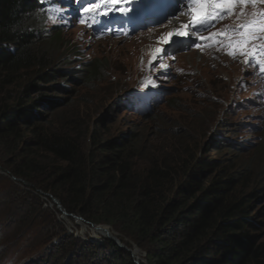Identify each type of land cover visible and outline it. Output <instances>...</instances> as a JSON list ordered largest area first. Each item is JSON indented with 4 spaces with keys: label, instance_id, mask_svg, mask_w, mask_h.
I'll list each match as a JSON object with an SVG mask.
<instances>
[{
    "label": "trees",
    "instance_id": "trees-1",
    "mask_svg": "<svg viewBox=\"0 0 264 264\" xmlns=\"http://www.w3.org/2000/svg\"><path fill=\"white\" fill-rule=\"evenodd\" d=\"M48 5L0 0V143L18 160L11 172L87 221L125 234L149 264H264V136L249 153L222 139L211 150L227 156L209 158L204 147L176 162L159 160L132 132L101 139V117L88 149L81 137L54 131L55 112L82 99L79 89L100 82L107 65L94 59L76 67L62 28L45 25ZM73 238L54 246L55 264L68 257ZM83 245L104 253L103 264H135L109 239Z\"/></svg>",
    "mask_w": 264,
    "mask_h": 264
},
{
    "label": "rangeland",
    "instance_id": "rangeland-1",
    "mask_svg": "<svg viewBox=\"0 0 264 264\" xmlns=\"http://www.w3.org/2000/svg\"><path fill=\"white\" fill-rule=\"evenodd\" d=\"M43 1L50 6L45 25L62 28V39L68 40L66 46L71 47L68 54L78 61L76 67L94 59L107 65L100 82L79 89L82 99L76 96L77 102L71 107L55 112V120L48 123L54 131L81 137V144L88 149L93 125L104 119L101 139L132 132L141 138L140 143L146 144V151L158 152L155 157L159 160L169 156L176 162L204 153V147L209 150V158L227 156L224 148L211 150L217 140L237 142L245 147L243 153H249L250 147L262 141L264 73L251 63L246 64L239 55L229 56L224 41L203 44V50L186 51L181 46L173 55L157 53L146 44L152 29L126 39L112 37L108 31L107 37L97 38L92 32L93 12L81 9L79 15L93 24L88 29L85 23L82 26L77 19L75 22L77 12L71 14L72 0ZM247 7L245 15L234 14L229 23L235 24L239 18L245 21L264 4ZM181 16L184 14L167 23ZM221 38L211 41H222ZM161 63L167 68L161 69ZM17 161L0 143V264H55L54 246L68 237H74V248L57 263L103 264L104 253L91 252L83 242L103 244L108 231L117 240L111 241L125 246L122 250L130 252L135 264H149L146 251L125 234L109 224L94 223L101 228L94 227L79 213L66 209L56 195L14 175L9 165L14 166ZM147 162L143 156L138 159L142 167ZM260 217L264 222L263 211ZM259 235L264 241V228Z\"/></svg>",
    "mask_w": 264,
    "mask_h": 264
},
{
    "label": "snow or ice",
    "instance_id": "snow-or-ice-1",
    "mask_svg": "<svg viewBox=\"0 0 264 264\" xmlns=\"http://www.w3.org/2000/svg\"><path fill=\"white\" fill-rule=\"evenodd\" d=\"M122 2V0H105V3H110L113 7ZM264 4V0H191L188 5L191 14V26L195 28L196 25L201 26V30L208 31L212 21L221 19L224 14L229 16L235 13L237 8L241 9L238 16H243V9L249 4L255 8L257 3ZM103 7L102 4H95L90 8H86V12H94ZM121 12L126 11L125 8L119 9ZM105 14H107L105 12ZM252 19L250 21L240 23L233 30V34L228 32L217 31L211 33L209 36H195L193 41L197 49L203 50V44L196 41H211L216 40L218 37H223L227 41L226 46L231 49L228 55L235 58L237 55L245 57V63L254 62L259 67V71L264 73V10L259 12H252ZM189 24L182 25L183 29H188ZM188 31L168 32L163 39V43H169L172 37H188ZM223 41L217 40V43ZM192 45H189L191 47ZM157 53L165 52L166 49H157ZM157 59L156 56L153 57ZM161 69H166L167 65L161 63Z\"/></svg>",
    "mask_w": 264,
    "mask_h": 264
},
{
    "label": "bare ground",
    "instance_id": "bare-ground-1",
    "mask_svg": "<svg viewBox=\"0 0 264 264\" xmlns=\"http://www.w3.org/2000/svg\"><path fill=\"white\" fill-rule=\"evenodd\" d=\"M162 1H166L167 3H169L170 4V10H174L175 12L176 11H181V9L189 10V7L186 5L184 0H162ZM173 2H174V4H173V6H171V4ZM79 3L80 2H78L75 5V7H77ZM87 4L90 7H92V5L90 3H87ZM131 5H133V8H130L127 5H124L123 8H125L126 11L120 12V13H121V15L125 14L126 16L121 19L120 15L117 14V16L115 17V19L113 20L112 23H114V25H117V26L120 25L121 23L123 25V22H125V20H127L128 18H132L131 22L134 23L135 25L134 26H132L131 24H128L127 26L120 25L117 35H115L113 33H109L112 37H117V38H120V39H126L127 37L134 36L136 33H139L141 30H144L146 28L147 29H152V31H151L152 34L147 37V42H146V44L148 43L147 46L150 44L152 46V50L153 51H156L157 49H164L163 47H165V46H166L165 48L171 47V48L168 49V51H170L171 55H173L176 52V50L183 45V42H184L183 39L184 38L186 40V44L188 42L190 44H193V41L195 40V36L196 35L207 37V36H209L212 33V30H210V28H209L208 31L201 30V26L200 25H196L195 28H193L191 26V21H189L184 16L179 17L177 21H173V22L169 21L168 23L167 22L164 23V21L161 22V23H158L154 19L153 20L148 19L147 14L149 15V11L161 9V8H163V6H158L156 8H152L149 11L145 10L143 12L138 13L136 5H134V4H131ZM79 7H80V10L83 9L84 12H86L85 11L86 8H90V7L86 6V4L84 6L81 4V5L78 6V8ZM247 8L248 7L243 9L244 13H245ZM262 9L264 10V8H261L260 11ZM240 11H241V9H239L238 13H235L236 17H238V14H239ZM140 17L142 18L141 21L139 20ZM89 19H91V17H88V20ZM99 19L101 21H103L104 23H102ZM99 19L96 16L92 19L95 22V25H94V27L92 29V32L95 35L97 33H100V35H105L106 31L109 32L108 28L111 25V22L109 21V19H105V16H102V15L100 16ZM216 21H212V22H216ZM240 22H241V18H239L237 20V23H240ZM99 24L102 25L104 28L103 29H101V28L98 29V25ZM184 24H189L190 27L188 29H183L182 25H184ZM126 28H127V30H126ZM185 30L189 32V36L188 37H172V38L169 39V43H163V39L166 37L168 32L185 31ZM158 40H159V43H158ZM202 42H204V41H202ZM206 43L207 44H211V45L212 44H218L217 42H213V41H206L203 44H206ZM223 43L227 44V41L225 40ZM174 47H176V48H174ZM209 47H211V46H209ZM194 48H195V46L193 44L191 47H185V50L186 51H187V49L188 50H194ZM166 53H168V52L166 51ZM243 58H244V61H245L246 58L245 57H243ZM148 68H150V67H148ZM149 70H152V69L150 68ZM143 112H145V111L143 110ZM94 227H96V226H94Z\"/></svg>",
    "mask_w": 264,
    "mask_h": 264
},
{
    "label": "water",
    "instance_id": "water-1",
    "mask_svg": "<svg viewBox=\"0 0 264 264\" xmlns=\"http://www.w3.org/2000/svg\"><path fill=\"white\" fill-rule=\"evenodd\" d=\"M2 170H5L4 168H1ZM72 215V214H71ZM80 219H82V220H84L82 217H79ZM88 223H91V225H93V226H98L97 228H101V226H99V225H95L94 223H92V222H89V221H87ZM105 228V227H104ZM106 230V229H105ZM106 232H107V230H106ZM108 233V236H105V238L106 239H110V240H113L114 242H116L117 240L115 239V238H113V236L110 234V232L108 231L107 232ZM117 245L121 248V249H125V246H123L122 244H120V243H117Z\"/></svg>",
    "mask_w": 264,
    "mask_h": 264
}]
</instances>
